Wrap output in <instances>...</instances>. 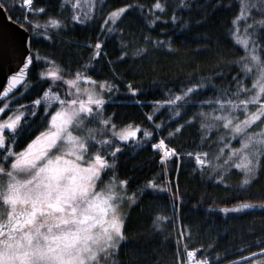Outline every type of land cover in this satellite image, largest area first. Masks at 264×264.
Wrapping results in <instances>:
<instances>
[{"label":"snow or ice","instance_id":"1","mask_svg":"<svg viewBox=\"0 0 264 264\" xmlns=\"http://www.w3.org/2000/svg\"><path fill=\"white\" fill-rule=\"evenodd\" d=\"M50 7L34 0H0V11L23 9L19 27L27 33L18 45L11 39L18 63L0 84V264H166L158 252L170 237L174 264H220L210 251L213 244L195 243L199 228L182 223L187 201L181 168L191 162L193 174L229 190L231 206L213 201L208 210L219 208L226 216L264 214V185L253 190L264 181V0H125L116 7L108 0H59L55 14H49ZM220 9L231 13L225 29L233 44L231 57L219 56L210 74L188 76L174 89L153 80L152 87L161 86L165 98L142 99L147 90L126 76L140 69L138 62L150 51L175 48L167 27H160L164 35L136 37L134 22L125 29L128 17L150 29L170 24L181 31L211 25ZM78 26L96 31L78 45L89 49L82 61L73 65L53 54H34L33 39L43 35L52 41L53 35ZM203 36L218 44L209 33ZM113 40L119 54L110 58ZM204 50L211 49L206 44ZM129 60L130 69L116 71ZM30 66L37 68L38 84L32 87L39 86L38 94L25 103H18L20 96L9 102L13 90L19 92L27 82ZM129 98L141 110L146 103L151 108L143 111V122L125 123L110 109ZM193 127L198 142L192 150H178L174 141ZM147 146L156 154L158 171L130 187L136 177L120 175L121 157ZM233 169L239 170L235 185L230 183ZM149 196H162L167 204L161 206L171 211L153 213L154 235L162 239L151 254L128 227L132 208H143ZM197 203H204L203 197ZM165 222L178 225L174 234ZM258 253L259 259L257 252H248L251 264H264V246ZM246 261L241 256L230 264Z\"/></svg>","mask_w":264,"mask_h":264},{"label":"trees","instance_id":"2","mask_svg":"<svg viewBox=\"0 0 264 264\" xmlns=\"http://www.w3.org/2000/svg\"><path fill=\"white\" fill-rule=\"evenodd\" d=\"M18 2V0H17ZM39 6L42 4H50L49 14H55L58 11L59 0H34ZM125 0H108L110 7L121 5ZM147 2V0H141ZM99 6V4H97ZM23 9H13L8 11V14L13 17V20L18 24L23 23L22 20ZM187 15V12H185ZM194 17L198 13H193ZM231 13L224 12L222 9L217 10L214 14V20L211 25H192L188 30L174 31L171 25H160L155 29L144 27L141 21L134 17H128L125 24L126 31L129 23H135L136 37H140L142 32H151L152 36L164 35L160 33V27H167V36H171L174 43L175 51H169L166 48H160L155 51H150L148 57L139 61L140 69L134 75L126 76V79L133 80L134 84H140L147 90V96L142 99H163L161 96V86L152 87L151 82L167 81L168 88H176L179 81L184 80L188 76L198 77L210 74L216 67L219 56L230 58L233 53V44L231 38L226 35L225 29L227 21ZM43 19V17H38ZM30 31V29H29ZM209 33L213 41L217 43L209 44V41L204 38L203 33ZM95 30H91L86 26H78L75 29L63 31L58 35H53V40H47L43 35L38 39H33L32 49L34 54L39 56H46L53 54V58L70 60L73 65L77 61H82L87 57L89 49L87 47H79L87 38L94 37ZM208 45L209 50H204V46ZM118 45L113 40L108 45L109 57H114L119 53L116 51ZM79 53V54H78ZM71 54V55H70ZM236 54L242 55V51L237 48ZM103 59V58H101ZM132 61L116 66L117 72H123L131 68ZM41 68H46V65L41 64ZM107 71V68L105 67ZM37 68L32 67L28 80L12 99L20 96L18 103H25L36 97L39 91L38 87H32L33 84H38L36 76ZM102 79L103 77H97ZM221 83V81H217ZM124 91V85H121V92ZM26 93V95H25ZM210 95V92L205 93L204 97ZM123 99V97H121ZM1 105V104H0ZM111 110H115L118 120L125 123L128 121H135L141 123L144 121L143 111H151V108L146 103L143 110L137 106L132 99H127L126 103H116L110 106ZM194 142H198L196 129L190 128L185 130L174 141V145L182 146L186 151L194 148ZM133 165H136L135 169ZM192 163H188L186 167L181 168L180 188L182 193H186L185 199L187 203L182 206L181 220L185 225L197 226L199 234H194L195 243H203L206 246L211 243L214 245L213 256L220 257V264H230L231 261L238 260L239 257H247L246 264H251V257H248V252H257V259H259L258 246L261 244V237L264 236V214L259 211L249 212L246 214L233 213L226 216L220 212L219 208L208 210L207 203L216 202L218 205L228 204L231 206L233 201L227 197L229 190L225 187L215 186V182L207 178L202 179L197 172L193 174ZM158 171L156 161V154L150 146L144 147L138 151L137 154L130 158L121 157V166L119 173L121 176H135V181L130 187H135L141 181L149 179L154 173ZM239 170L233 169V175L230 177V183L235 185L239 179ZM264 181L260 184L254 185L253 190L261 188ZM203 197L204 203H197ZM246 197L241 196L240 199ZM167 200L161 197H145L143 201V208L134 206L131 210V218L129 221V230L137 234V238L144 245L145 251L151 254L152 249L157 248L161 243V236L154 235L152 227L153 213L161 211L165 215H171V211L166 205ZM193 205H196L193 207ZM165 227L175 233L178 225L169 224L165 222ZM156 232H160L159 229ZM167 234V233H164ZM153 236V239H149ZM147 241V243H144ZM173 243L170 237L169 245L164 247L158 254L164 258L166 264H174L173 262ZM191 243V242H190ZM151 258V256L149 257Z\"/></svg>","mask_w":264,"mask_h":264},{"label":"water","instance_id":"3","mask_svg":"<svg viewBox=\"0 0 264 264\" xmlns=\"http://www.w3.org/2000/svg\"><path fill=\"white\" fill-rule=\"evenodd\" d=\"M9 16L8 12L0 11V31L3 33V43L0 44V84H6L5 74L9 72L10 68L15 69L18 63L14 53L10 50L11 39L15 38L16 44L18 45L21 35L27 34L19 27L17 22L13 19H8ZM31 68L30 66L29 70L26 72L27 80ZM16 93L17 92L13 90L9 98Z\"/></svg>","mask_w":264,"mask_h":264},{"label":"rangeland","instance_id":"4","mask_svg":"<svg viewBox=\"0 0 264 264\" xmlns=\"http://www.w3.org/2000/svg\"><path fill=\"white\" fill-rule=\"evenodd\" d=\"M11 100H12V98L9 99V102H10ZM0 106H2V104H1Z\"/></svg>","mask_w":264,"mask_h":264}]
</instances>
